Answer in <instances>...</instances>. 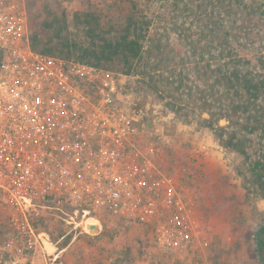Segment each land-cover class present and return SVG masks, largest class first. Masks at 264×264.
<instances>
[{
  "label": "rangeland",
  "instance_id": "1",
  "mask_svg": "<svg viewBox=\"0 0 264 264\" xmlns=\"http://www.w3.org/2000/svg\"><path fill=\"white\" fill-rule=\"evenodd\" d=\"M151 7V37L142 55L126 59L101 50L122 34L127 1L27 0L39 51L130 76L140 145L191 204L199 240L167 251L148 230L107 216L100 233L74 238L71 226L47 217V247L61 264H264V95L239 116L246 98L227 78L236 61L264 92V0H157ZM239 133L247 135L246 156L231 144ZM7 216L0 199V240L10 232Z\"/></svg>",
  "mask_w": 264,
  "mask_h": 264
},
{
  "label": "built area",
  "instance_id": "2",
  "mask_svg": "<svg viewBox=\"0 0 264 264\" xmlns=\"http://www.w3.org/2000/svg\"><path fill=\"white\" fill-rule=\"evenodd\" d=\"M130 76L36 50L27 0H0V199L5 264L45 251L47 217L88 233L102 217L148 230L157 247L199 240L191 204L140 145ZM66 234L63 235V238Z\"/></svg>",
  "mask_w": 264,
  "mask_h": 264
},
{
  "label": "trees",
  "instance_id": "3",
  "mask_svg": "<svg viewBox=\"0 0 264 264\" xmlns=\"http://www.w3.org/2000/svg\"><path fill=\"white\" fill-rule=\"evenodd\" d=\"M125 1H127L130 6V15L127 18V24L120 36L118 35L114 41L105 43L104 48L101 50L102 56L115 55L122 56L126 59L137 58L142 55V49L144 48L143 44H145L151 37V21L147 20V16H149V13L152 12V3L157 0ZM184 9L188 11L191 7L187 4ZM194 37L195 34H190L187 38L192 41L194 40ZM36 40L37 39L32 35V45L36 50H39L37 48ZM227 78L232 82L233 89L242 90L241 93H243L246 98V102H243L242 106L237 108L239 109V116H243L245 113H250L248 109L251 105H249V103L260 100V98L264 95L262 86L257 83L258 80L253 75L251 76L248 73L247 69H245L241 64H236V61H233V71L230 76L228 74ZM242 139L247 140V135L242 133L236 134L233 136V143L231 144L235 151L239 152L243 156H246V143ZM238 146H242V148Z\"/></svg>",
  "mask_w": 264,
  "mask_h": 264
},
{
  "label": "crops",
  "instance_id": "4",
  "mask_svg": "<svg viewBox=\"0 0 264 264\" xmlns=\"http://www.w3.org/2000/svg\"><path fill=\"white\" fill-rule=\"evenodd\" d=\"M47 244L52 245V242H45V251H25L23 254L24 264H61L56 262V259L60 255L55 254L54 257L51 256V252L48 249Z\"/></svg>",
  "mask_w": 264,
  "mask_h": 264
},
{
  "label": "water",
  "instance_id": "5",
  "mask_svg": "<svg viewBox=\"0 0 264 264\" xmlns=\"http://www.w3.org/2000/svg\"><path fill=\"white\" fill-rule=\"evenodd\" d=\"M86 231L91 235L98 234L101 231V226L99 223L93 221L87 224Z\"/></svg>",
  "mask_w": 264,
  "mask_h": 264
}]
</instances>
